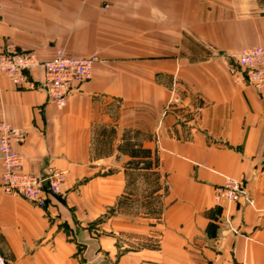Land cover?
<instances>
[{"label": "crops", "instance_id": "crops-1", "mask_svg": "<svg viewBox=\"0 0 264 264\" xmlns=\"http://www.w3.org/2000/svg\"><path fill=\"white\" fill-rule=\"evenodd\" d=\"M5 45L96 57L63 106L41 67L0 77L21 171H66L45 207L0 186L8 264H264V85L228 70L264 45V0H0Z\"/></svg>", "mask_w": 264, "mask_h": 264}, {"label": "built area", "instance_id": "built-area-1", "mask_svg": "<svg viewBox=\"0 0 264 264\" xmlns=\"http://www.w3.org/2000/svg\"><path fill=\"white\" fill-rule=\"evenodd\" d=\"M254 53L264 55V49L249 50L240 57L241 67L246 71L247 80L260 84L264 82V57H251ZM253 56V55H252ZM96 57H79L57 48L53 56L41 60L34 52L17 51L12 45H6L0 52V76L8 75L13 83L19 85L26 80L27 72L41 67L43 82L49 97L62 106L69 91L91 76V67ZM21 133L7 123H0V163L2 172L0 185L4 193L25 198L37 205H43L50 194L60 192L64 174L62 171H52L51 175L43 177L30 175L20 171L22 157L15 151L11 140L20 141ZM242 181L227 178L216 188L217 201L235 202L242 192ZM0 254V264H6Z\"/></svg>", "mask_w": 264, "mask_h": 264}, {"label": "rangeland", "instance_id": "rangeland-1", "mask_svg": "<svg viewBox=\"0 0 264 264\" xmlns=\"http://www.w3.org/2000/svg\"><path fill=\"white\" fill-rule=\"evenodd\" d=\"M6 46V45H5ZM5 48V47H4ZM3 48V49H4ZM3 49H1L0 50V52L1 51H3ZM259 49H264V45H262V46H249V47H245V48H242V49H240L236 54H235V62L233 63V64H231L230 65V67H229V72L233 75V76H235V81H237V82H243V83H247V84H252V85H254V86H256L257 88H260L262 85H264V82L263 83H260V84H256V83H254V82H250V81H248L247 80V74H246V71H244V69L241 67V62H240V57H241V55L244 53V52H247V51H249V50H259ZM17 50V49H16ZM17 51H22V52H34V53H36L34 50H17ZM55 52V51H54ZM37 55V54H36ZM253 55V56H252ZM251 55V57H253V58H257V57H259V56H262V57H264V55L263 54H261V53H254V54H252ZM53 56V55H52ZM39 58V57H38ZM51 58V57H50ZM40 59V58H39ZM45 60H47V59H45ZM36 68H38V67H36ZM264 68V67H263ZM33 69H35V68H33ZM33 69H31V70H33ZM30 70V71H31ZM30 71H28L27 72V74L30 72ZM2 76H7V77H9L8 75H6V74H2L0 77H2ZM9 79L11 80V78L9 77ZM11 82L13 83V81L11 80ZM15 86H19V85H17V84H15V83H13ZM43 84H44V82H43ZM45 86V85H44ZM45 90H46V88H45ZM71 91V90H70ZM69 91V92H70ZM46 93H47V91H46ZM69 94V93H68ZM67 94V95H68ZM47 96L49 97V95H48V93H47ZM67 97V96H66ZM50 98V97H49ZM51 99V98H50ZM52 100V99H51ZM53 101V100H52ZM54 102V101H53ZM65 102H66V100H65ZM57 104V103H56ZM65 104V103H64ZM63 104V105H64ZM58 105V104H57ZM62 105V106H63ZM21 155V154H20ZM22 157V156H21ZM22 164H23V158H22ZM0 167H1V163H0ZM62 171L63 172V174H64V179H63V182H62V185L65 183V179H66V171L65 170H62V169H59V168H50L48 171H47V173H45V174H32V173H26V172H23V171H21V169H20V171L21 172H23V173H26V174H30V175H40V176H43V177H47V176H49V175H51V172L52 171ZM1 172H2V167H1ZM0 176H1V173H0ZM227 179V178H226ZM225 179V180H226ZM234 179V178H233ZM224 180V181H225ZM237 180H240V181H242V185H243V187H242V192L240 193V195H239V199H240V197L243 195V193H244V189H245V184H244V180H242V179H237ZM224 183V182H223ZM222 183V184H223ZM221 184V185H222ZM1 186V185H0ZM218 186H220V185H218ZM217 186V187H218ZM217 187H215V196H214V198L216 197V188ZM61 188H62V186H61ZM4 192V191H3ZM60 192H61V190H60ZM60 192H58V193H55V194H50L49 196H48V198L46 199V201H45V203L43 204V205H37V204H35V203H33V202H31V203H33V204H35L36 206H39V207H45L46 205H47V203H48V201H49V199H50V197L52 196V195H56V194H59ZM19 197V196H18ZM22 198V197H21ZM25 199V198H24ZM238 199V200H239ZM27 200V199H26ZM215 200H216V198H215ZM238 200L237 201H235V202H238ZM29 201V200H28ZM217 201V200H216ZM224 201H226V200H224ZM4 258V257H3ZM5 259V258H4ZM6 260V259H5ZM7 262V261H6ZM6 264H8V263H6Z\"/></svg>", "mask_w": 264, "mask_h": 264}, {"label": "trees", "instance_id": "trees-1", "mask_svg": "<svg viewBox=\"0 0 264 264\" xmlns=\"http://www.w3.org/2000/svg\"><path fill=\"white\" fill-rule=\"evenodd\" d=\"M122 151H126V152H129V153H131V154H133L134 153V150L132 149V145L130 144V143H124L123 145H121L120 147H119ZM136 153H138V151H136ZM135 153V154H136ZM146 165H148V163H146Z\"/></svg>", "mask_w": 264, "mask_h": 264}]
</instances>
